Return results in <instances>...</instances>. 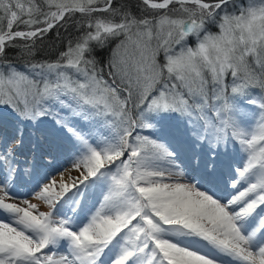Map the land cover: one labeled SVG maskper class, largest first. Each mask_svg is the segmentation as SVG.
<instances>
[{
  "label": "snow or ice",
  "instance_id": "obj_1",
  "mask_svg": "<svg viewBox=\"0 0 264 264\" xmlns=\"http://www.w3.org/2000/svg\"><path fill=\"white\" fill-rule=\"evenodd\" d=\"M0 13V107L21 123L50 118L78 173L36 183L28 195L47 211L17 201L47 174L18 168L5 142L0 264H264V0H140L136 12L119 0H0ZM69 21L81 35L36 60V40ZM109 44L101 63L95 49ZM172 114L194 149L208 146L190 166L209 185L227 169L226 200L182 182L177 149L141 134ZM16 135L19 148L24 129ZM230 145L238 167L224 159Z\"/></svg>",
  "mask_w": 264,
  "mask_h": 264
},
{
  "label": "rangeland",
  "instance_id": "obj_2",
  "mask_svg": "<svg viewBox=\"0 0 264 264\" xmlns=\"http://www.w3.org/2000/svg\"><path fill=\"white\" fill-rule=\"evenodd\" d=\"M237 2L247 4V0H237ZM210 30L215 32L216 27L210 26ZM189 43L191 42L189 41ZM42 125L43 127L40 129ZM18 127L24 129L23 145L19 148L17 147L16 135ZM141 134L150 135L152 138H160L177 149V159L172 163L176 164L178 168L173 169V171L183 172L182 182L196 183L199 181L198 186L201 187V190L211 188L217 197L222 200H226L235 192L226 182L229 179L227 169L220 172L219 179L214 185H209L203 179V168L201 167L197 170L190 166L193 155L198 154L202 159L206 158L208 146L201 145L194 149L188 128L182 119L177 118L176 114L165 118L158 125L156 131L145 129L142 130ZM5 142L11 144L13 149L16 150L17 160L19 161L18 168L25 167L31 169L36 167L41 173L47 174L46 179L42 176H37L27 186L21 184L17 189L19 196L14 199L18 201L20 198H27L33 203H40L41 210L47 211L46 205L36 200L33 196L28 195V193L35 188L37 182L48 183L52 178H55L59 182L61 173L64 174L66 180L69 176L78 175L73 167L72 147L69 140L63 133L56 131L55 125L50 118L44 117L35 124L30 122L21 123L10 108L0 107V152L4 150ZM224 159L229 161L233 166L238 167L242 163L239 145H230L228 154ZM160 166L165 167L166 164L161 162ZM98 198L99 194L97 193L92 199L95 201ZM57 208L58 212L62 211L59 205ZM57 218L59 217L57 216ZM0 219L7 221L8 218L0 214ZM204 250L207 251V249ZM219 259L223 260L225 264H239L227 257L221 256Z\"/></svg>",
  "mask_w": 264,
  "mask_h": 264
},
{
  "label": "trees",
  "instance_id": "obj_3",
  "mask_svg": "<svg viewBox=\"0 0 264 264\" xmlns=\"http://www.w3.org/2000/svg\"><path fill=\"white\" fill-rule=\"evenodd\" d=\"M119 2L124 3L131 8L132 11L136 12L138 10V6L140 5V0H119ZM2 15V13H0ZM97 15H106L104 13H98ZM80 17V13H76L73 20ZM67 20L68 17L66 16ZM63 23V22H61ZM6 24V21H5ZM16 30V26L14 25V29ZM19 30H27L25 26H19ZM82 29L78 30L76 25L69 21L66 27H60L57 25L56 28L52 29L43 37V39H37L35 44V59L39 61L44 60H55L60 52L65 49L66 42L68 40L75 41L76 37L80 36L82 33ZM59 32V38H57L56 33ZM191 42V40H190ZM18 45L24 44L25 41L21 39H17L15 42ZM113 44H109L104 48H96L95 56L101 63H103L109 54L111 47ZM19 49L18 48H10L7 50V59L12 61L13 63L19 64L24 58L18 56ZM43 125L40 127V129Z\"/></svg>",
  "mask_w": 264,
  "mask_h": 264
},
{
  "label": "bare ground",
  "instance_id": "obj_4",
  "mask_svg": "<svg viewBox=\"0 0 264 264\" xmlns=\"http://www.w3.org/2000/svg\"><path fill=\"white\" fill-rule=\"evenodd\" d=\"M239 263V262H238Z\"/></svg>",
  "mask_w": 264,
  "mask_h": 264
}]
</instances>
